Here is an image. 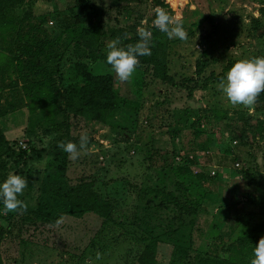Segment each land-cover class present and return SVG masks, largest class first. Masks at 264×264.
Wrapping results in <instances>:
<instances>
[{
  "label": "rangeland",
  "instance_id": "rangeland-1",
  "mask_svg": "<svg viewBox=\"0 0 264 264\" xmlns=\"http://www.w3.org/2000/svg\"><path fill=\"white\" fill-rule=\"evenodd\" d=\"M88 1L82 10L74 0H26L9 10L8 18L29 14L50 36L59 39L65 53L56 75L60 89L81 83L75 71L77 63L84 64L91 74L112 75L114 88L124 101L105 123L90 119L84 112L69 114L73 142L79 144L80 134L87 132L89 143L77 159L68 156L65 176L70 186L79 179L94 181L101 196L119 205L121 225L103 222L93 213L79 218L65 215L58 227L22 221L20 216L17 225H7L1 219L0 225L6 230L0 241L3 264H138L137 257L144 246L138 236L141 231L155 235L176 227L177 232L165 235L166 241L158 244L155 264H202L198 261L200 256L190 263L177 260L172 243L182 238L185 244L190 241L192 247H205L218 232L211 223L219 226L224 239L213 240L208 254L226 259L225 245L264 219L257 205L246 197L247 182L240 174V168L247 167L241 154H252L260 172L257 180L264 189V103L255 104L251 110L232 106L218 83H210L206 89L193 86L196 81L201 82L194 74V65L199 57H211L221 51L240 59L263 56L264 0H171L162 7L170 15L179 16L189 34L186 41L168 39L172 83L160 81L143 64L137 66L130 81L121 82L106 62L110 41L101 47L96 59L85 46H75L79 43L75 35L80 27L93 23L105 28L121 27L132 24L136 14L141 17L136 31L141 26L152 31V13L161 6L157 0ZM252 18L258 19V25L251 22ZM213 66L219 70L222 63ZM10 91L0 92V111H6L0 116L5 137L46 153L26 163L6 161L0 167V183L10 173L25 177L28 185L18 198L29 209H36L40 202H54L52 197L41 198L40 193L51 186L46 178L50 173L47 164L56 162L49 151L60 133H44L46 126L38 116L29 115L18 97V109L11 111L7 105ZM200 118L202 126H189V121ZM226 125L243 130L247 145L239 141L233 144V131ZM178 130L181 131L176 133ZM206 144V149L201 148ZM177 154H192L193 184L196 186L198 179L201 183L193 189L206 193V212L193 218L178 217L171 205H158L159 196L145 194L148 187L172 188L175 176L170 167L179 165L181 156ZM236 161L239 168L234 165ZM211 171L216 174L209 175ZM190 219L192 223L188 222ZM97 252L101 254L99 260Z\"/></svg>",
  "mask_w": 264,
  "mask_h": 264
},
{
  "label": "trees",
  "instance_id": "trees-1",
  "mask_svg": "<svg viewBox=\"0 0 264 264\" xmlns=\"http://www.w3.org/2000/svg\"><path fill=\"white\" fill-rule=\"evenodd\" d=\"M25 1L0 0V92L11 89V101L7 103L11 111L18 109L19 103L15 102V98L18 97L24 101V106L29 115L38 116V119L46 126L44 133L50 134L58 131L60 133L58 137L54 138V143L49 151V155L56 162L47 164L50 173L46 178L51 186L42 189L40 193L41 198L52 197L54 202L49 203L46 200L40 202L36 209L27 208V211L23 213L10 212L4 214L3 203L0 200V211L3 212V214H0V218L7 225L9 223L17 225L18 216L22 221H38L55 225V221L65 215L79 218L84 214L93 213L99 216L103 222L121 225L120 214L118 213L119 205L117 202L101 196L95 189L94 181L79 179L75 185H68L65 176L68 154L58 147V143L60 141L73 142L69 134L68 119L70 113L76 115L84 112L90 119L98 123H105L109 115L122 104L124 99L118 96L114 88L112 75L91 74L82 63L75 65V71L80 76L81 83L71 85L66 89H60L56 75L65 53L59 39L50 36L46 28L40 22L33 20L29 14H24L18 19L8 18V11ZM169 1L171 0H157V3L161 5L160 7H164L167 6ZM74 2L82 10L89 5L88 0H74ZM154 18L153 11L152 19L154 20ZM140 19L141 17L136 14L132 24L128 23V25L121 27L105 28L99 23L82 26L76 31L75 36L79 43H75V46L78 47V44L85 46L92 58L96 59L99 57L101 47L117 37L121 38L124 46L130 43L134 44L138 41L136 22H139ZM207 20L212 22L210 17H207ZM251 22L258 25L259 21L257 18H252ZM151 32V55L140 56L139 64L149 66L153 76L160 81L172 83L173 79L169 74L167 59L169 38L155 26H153ZM125 34H127V38H125ZM260 56L262 55L255 54L248 58ZM237 60H240V58L226 56L222 51L211 57H199L195 61L194 74L201 82L198 84L196 81L193 86L206 89L210 83H219L221 79L226 78L227 71ZM215 63H222L219 70L214 68ZM261 103H264V92L259 95L256 104ZM5 113V109H1L0 116ZM202 120V118L196 121L191 120L189 126L195 124L202 126ZM226 126L229 129L231 128L230 125ZM231 130L235 142L239 141L241 145H247L248 138L243 130L233 128ZM180 131L178 130L176 133ZM206 147H208V144L201 146L204 149ZM176 152L180 153L178 150ZM176 152L174 151V153ZM43 153H46L43 149L35 150L28 146L21 149L18 147L17 141L11 142L5 137L0 126V167L6 161L14 164L26 163L33 157L40 158ZM179 156H181L179 165L170 167L175 176L172 188L164 190L158 187H148L145 194L159 196L160 203L158 205H171L178 217L191 216L193 218L206 212V193L198 188L193 189L200 187L201 183L198 179L197 185L193 184V175L190 168L192 154H180ZM241 156L242 160L247 162L245 169L240 168V174L246 179L248 187L245 195L257 205L258 212L264 215V189L261 188V184L257 180L260 172L256 169L255 158L250 153H242ZM148 159H152V154L148 156ZM197 176L199 177V175ZM178 193L180 194L178 195ZM188 222L192 223L193 219ZM210 226L218 232L211 237L209 244L202 248L199 244L195 248L189 243L190 241L185 244L182 238H178L172 243L174 257L185 263H190L195 257L200 256L198 261L202 264H240L241 261H245L244 264H250L254 247L258 244L259 239L264 237V219L248 232L236 236L233 241L225 245L223 250L228 253L226 259L220 258L218 255L208 254L213 240L224 239L216 223H211ZM177 231L178 228L176 227L162 234L154 235L147 232L145 234L143 231L139 235L137 234L138 236L141 235L140 240L144 242V246L137 257L138 264H155L158 244L166 241L164 239L165 235L170 236V234ZM5 233V227L0 225V241ZM0 264H3L1 254Z\"/></svg>",
  "mask_w": 264,
  "mask_h": 264
},
{
  "label": "clouds",
  "instance_id": "clouds-1",
  "mask_svg": "<svg viewBox=\"0 0 264 264\" xmlns=\"http://www.w3.org/2000/svg\"><path fill=\"white\" fill-rule=\"evenodd\" d=\"M154 14L152 24L169 39L178 38L182 41L188 39L189 34L179 16L170 15L162 7L155 8ZM137 34L139 40L134 44L124 46L119 37L107 44L106 62L121 82L131 80L140 63V56L151 55L152 32L141 26L138 27ZM217 87L232 106L242 105L251 110L257 103L259 95L264 92V56L237 60L227 71L226 78L221 79ZM88 143L87 132H82L79 136V144L72 141H60L58 147L68 154L69 159L75 160L82 151L87 150ZM27 185L28 181L25 177L14 173L8 174L7 178L0 183V200L3 203L4 214L27 211L28 205L18 198L23 195ZM62 222L63 217H60L55 221V226L58 227ZM96 259H101L99 252L96 254ZM250 264H264V237H261L254 247Z\"/></svg>",
  "mask_w": 264,
  "mask_h": 264
},
{
  "label": "built area",
  "instance_id": "built-area-1",
  "mask_svg": "<svg viewBox=\"0 0 264 264\" xmlns=\"http://www.w3.org/2000/svg\"><path fill=\"white\" fill-rule=\"evenodd\" d=\"M236 142L235 141H233V144H235ZM18 147H20L21 149H25V147H26V145L22 142V141H18ZM234 165H235V167H240L241 165H240V163L238 162V161H236L235 163H234ZM216 172L215 171H211L210 172V175H214ZM0 214H3V212L2 211H0ZM1 217V216H0ZM0 220H1V218H0Z\"/></svg>",
  "mask_w": 264,
  "mask_h": 264
}]
</instances>
